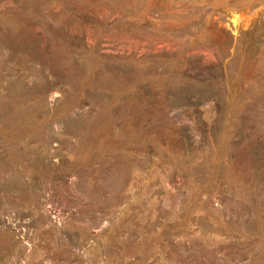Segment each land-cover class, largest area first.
<instances>
[{
    "label": "rangeland",
    "instance_id": "rangeland-1",
    "mask_svg": "<svg viewBox=\"0 0 264 264\" xmlns=\"http://www.w3.org/2000/svg\"><path fill=\"white\" fill-rule=\"evenodd\" d=\"M0 264H264V0H0Z\"/></svg>",
    "mask_w": 264,
    "mask_h": 264
}]
</instances>
